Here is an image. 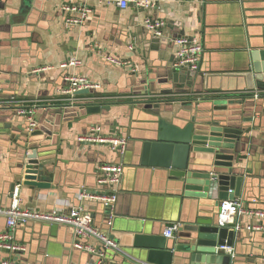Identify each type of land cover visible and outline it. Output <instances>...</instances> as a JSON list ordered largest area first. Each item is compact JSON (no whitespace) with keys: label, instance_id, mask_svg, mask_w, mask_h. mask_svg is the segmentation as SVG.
Segmentation results:
<instances>
[{"label":"crops","instance_id":"crops-1","mask_svg":"<svg viewBox=\"0 0 264 264\" xmlns=\"http://www.w3.org/2000/svg\"><path fill=\"white\" fill-rule=\"evenodd\" d=\"M66 4L87 6L91 12L83 24L68 25L61 10ZM146 17L165 22L161 36L144 27ZM263 22L261 0L163 2L151 10L133 6L121 9L107 0H0V99L17 97L22 101L16 106H0V131L6 130L8 122L11 126L10 131L0 133V205L10 204L11 186L20 183L22 207L67 211L81 203L93 214L96 225L106 229L103 207L91 198L80 200L79 192L84 188L96 190L87 184L94 182L99 164L122 160V189L113 208L115 230H109L114 237L120 238L123 229L142 219L154 224L158 232L170 223L181 227L193 222L200 200L185 196L166 169L139 163L140 140L136 137L144 134L149 119L145 102L152 99L148 96L151 93L159 96L166 91L170 111L176 115L195 111L197 116L201 112L198 102L214 94V89L239 91L238 83L244 88L242 78L227 75L243 69L245 46L255 40ZM181 35L199 39L204 46L196 76L194 71L174 66L177 46L172 39ZM106 55L129 60L131 67L110 63ZM74 59L79 61L77 65L61 67ZM67 74L99 83L101 87L93 94L78 95L111 103L110 110L88 114L85 103L70 106L63 102L60 98ZM194 98L197 104L183 105V101ZM17 107L34 110L41 134L37 137L45 144L41 149L46 150L40 156H49L38 176V181L45 178V188L23 182L18 140L25 125L27 132V117L12 115ZM96 125L105 133L129 138L124 155H117L107 145L80 142L79 137ZM253 127L239 154L237 165L246 171L242 194L235 199L242 200L247 208L264 209V106ZM205 156L198 154V159ZM250 221L242 219L243 225ZM6 228V217L0 215V232ZM239 232V264H264L263 232L246 228ZM14 236L26 247L19 257L22 264L95 261L74 247L75 238L65 226L29 222L18 227ZM6 256L7 252L0 250V264ZM114 260L128 264L127 257L125 261Z\"/></svg>","mask_w":264,"mask_h":264},{"label":"water","instance_id":"water-1","mask_svg":"<svg viewBox=\"0 0 264 264\" xmlns=\"http://www.w3.org/2000/svg\"><path fill=\"white\" fill-rule=\"evenodd\" d=\"M261 1L264 9V0ZM245 52L243 69L227 75L242 78L244 88H240L238 83L239 91L214 89V94L199 99L198 110L201 112L198 117L195 111L177 115L170 111V101L165 99L169 92L162 91L159 96L147 94L152 98L146 100L144 106L149 119L144 134L136 137L140 140L139 163L166 169L178 189L185 196L200 200V203L197 204V218L181 226L177 236L172 238L164 235L166 225L158 232L154 224L147 223L145 219L123 229L118 239L111 233L121 247L115 256L117 260L125 261L127 257L125 262L128 264L133 261L136 264H239L237 256L233 260L228 254L216 253L217 246L228 245L234 246L238 255L240 233L233 229V224L220 225V205L224 200H234L242 194L246 167L241 171L237 162L249 140L248 134L254 128L253 123L264 106V22L255 40L247 42ZM194 72L196 76L198 71ZM257 92L261 93L258 100L254 96ZM78 94H93V91L84 89ZM196 101L198 99L194 98L182 103L191 106L197 104ZM83 107L86 113L93 114L110 110L111 103L103 104L97 100L85 103ZM12 115H18L17 110ZM176 120L184 124L176 123ZM5 129L10 131L9 122ZM25 129L26 125L18 140L22 147L19 168L24 176L23 182L45 188V178L38 181V176L49 156H40L42 151L46 152L41 149L45 144L37 137L41 135L38 133L40 129L36 126L31 133ZM6 130L0 133L4 134ZM198 154L207 156L198 159ZM96 174L94 182L87 187L97 188ZM15 184L11 186V193ZM110 214V209L103 207L102 219L106 229L102 230L114 232L115 217L110 228L106 225ZM87 255L93 260L92 254ZM93 263L96 264L95 261Z\"/></svg>","mask_w":264,"mask_h":264},{"label":"built area","instance_id":"built-area-1","mask_svg":"<svg viewBox=\"0 0 264 264\" xmlns=\"http://www.w3.org/2000/svg\"><path fill=\"white\" fill-rule=\"evenodd\" d=\"M115 2L121 9H127L133 6L136 9L151 10L163 2L175 3H194L198 4L203 0H107ZM65 14V22L68 25L83 24L89 16L91 10L87 6L66 4L61 8ZM144 27L156 36H161L165 22L163 20H155L152 17L144 19ZM177 46L176 60L174 66L178 68L188 69L190 71H198L201 66L204 46L199 39H192L188 36H177L172 39ZM105 59L110 63L131 67L129 60L117 58L115 56L106 55ZM79 63L77 59L69 60L61 65L62 68H69ZM132 72L136 68H130ZM67 82L66 87L62 90L60 98L66 104L74 106L75 104L93 102L100 98L89 97L87 95L79 96L77 92L88 89L95 91L101 87L99 83L90 81L87 77L75 74H67L65 76ZM255 99H259L260 92L254 94ZM60 101V100H59ZM22 102L17 97L9 99H0V106ZM17 112L27 117V132L31 133L37 126V122L33 118L34 110L26 108H16ZM80 142L89 144H103L110 146L117 155H124L128 145L129 138L127 136H118L105 133L102 126H92L90 130L79 137ZM124 164L122 162L107 163L103 162L98 165L97 169V188L90 191L86 188L79 192V199H93L98 201L104 208L111 211L109 221L106 223L110 228L113 224L115 215L113 208L118 200L119 193L122 189L124 176ZM20 186L17 184L11 193V202L7 206L0 205V215L6 217L7 228L0 232V250L7 252V256L1 260V264H22L19 257L26 247L15 240L14 231L29 222H40L49 225H61L71 230L75 240L74 247L80 251L92 254L96 264H118L115 256L121 251L119 243L111 236L109 231L102 230L95 223L93 214L85 208L83 204L71 207L69 210L53 209L51 211H42L37 209H29L22 207ZM219 222L221 226L234 225L235 231L246 228L249 231L264 232V209L247 208L242 200H224L221 205ZM249 218L251 221L243 225L242 219ZM179 223H170L166 225L164 235L172 238L179 230ZM94 241V243L89 242ZM216 253L228 254L234 260L237 256L234 246L221 245L216 247Z\"/></svg>","mask_w":264,"mask_h":264}]
</instances>
